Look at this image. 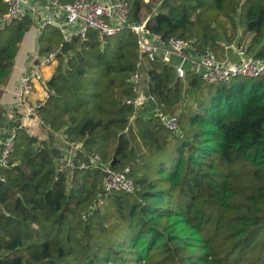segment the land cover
<instances>
[{"label": "trees", "instance_id": "1", "mask_svg": "<svg viewBox=\"0 0 264 264\" xmlns=\"http://www.w3.org/2000/svg\"><path fill=\"white\" fill-rule=\"evenodd\" d=\"M127 1L130 24H146L165 43L186 39L224 60L243 30L253 36L249 56H264V0ZM6 14L0 0V86L35 25L28 9ZM38 43L44 55L60 49L44 122L83 142L85 156L129 167L136 190L105 193L100 168L69 178L55 151L15 124L19 165L0 169L13 186L0 185V264L254 263L245 258L264 230V78L208 84L188 71L180 79L173 64L142 56L155 108L137 115L128 104L141 58L134 31L67 41L49 24ZM156 107L179 120L178 133L162 125Z\"/></svg>", "mask_w": 264, "mask_h": 264}, {"label": "built area", "instance_id": "2", "mask_svg": "<svg viewBox=\"0 0 264 264\" xmlns=\"http://www.w3.org/2000/svg\"><path fill=\"white\" fill-rule=\"evenodd\" d=\"M7 4V14L5 20L20 18L27 9H31L30 0H4ZM45 5L53 8L58 14H62L68 24L74 26L76 35L86 40L89 33L96 32L102 42L124 28L134 31L139 37L141 58L137 63L136 71L131 77L134 84V92L137 97L129 100L128 104L135 109L140 108L147 101L155 102L150 95L146 99L138 97V85L142 79V69L144 67L143 57L150 61L160 59L167 64H173L178 78L184 79L188 71L198 75L205 83L221 84L230 81L235 77L264 78V56H249L246 48L237 50V60H231L228 56L221 60L217 55L208 50L199 54L195 51L193 44L182 38H171L166 43L160 34H151L146 29V24H130V8L127 0H75L72 3H61L59 0H43ZM46 24L42 25L41 31ZM71 40L70 37L67 38ZM231 47H228L229 49ZM60 49L50 52L42 57L38 62L29 67L19 82L18 100L16 109L24 113L29 118L41 121L40 111L45 101L34 102L32 95L35 91L36 82L43 78L44 69L57 62ZM175 57L176 63L172 62ZM155 115L162 125L173 133L180 131L179 120L169 114L161 112L157 107ZM17 143V136L14 129L0 133V169H13L19 165L18 161L12 159V154ZM70 147H75L70 143ZM69 169L77 167L76 160L69 158L66 161ZM82 168H100L104 173L103 190L105 193L123 192L133 193L136 190V183L131 178V169L114 170L110 166L104 165L98 155L89 157V163L82 165ZM59 167V171H63ZM0 181H5L0 178Z\"/></svg>", "mask_w": 264, "mask_h": 264}, {"label": "crops", "instance_id": "3", "mask_svg": "<svg viewBox=\"0 0 264 264\" xmlns=\"http://www.w3.org/2000/svg\"><path fill=\"white\" fill-rule=\"evenodd\" d=\"M30 7L31 9L28 10L34 18L35 25L23 39L15 57L14 68L11 75L6 79L3 85L0 86V133H3L8 129H14V125L18 124L30 135L36 137L41 143L47 145L51 150L55 151L56 155L54 156V161L58 171L59 167L62 166L64 169L59 172L66 173L69 178H72L76 169H85L82 168V165L89 163L90 155H87L88 157L85 156L86 154L83 152V142H71L66 134L52 131L50 126L44 122L42 117L41 121L27 117L24 113L16 109V103L18 100L19 82L21 77L29 67H32L33 64L46 55L40 53L38 39L39 36L46 31L47 26L51 24L58 27L63 33V38L65 40H67L68 37L72 39V37L76 35V32L74 26L67 23L64 15L58 14L56 10L45 5L43 0H30ZM44 24H46V26L41 31V27ZM229 47L231 48L227 49L226 56H228L231 60H237V50L240 48H246L245 45L239 44H234ZM172 62H177L175 57L172 58ZM57 66L58 61L44 69L43 78L39 79L35 84V91L32 95L34 102L42 100L46 102L48 99L49 91L47 83L54 75ZM148 80L146 70L143 69L142 79L138 85V97L146 99L150 96ZM149 106H151L152 109L155 108V105L152 102L147 101L143 106L137 109V115L146 114ZM70 143H74L75 147L71 148ZM82 156H85L86 159L84 160ZM77 157L80 158L77 166L78 168L76 167L73 170L69 169L66 165V161L69 158L76 160ZM70 187L73 186L70 185Z\"/></svg>", "mask_w": 264, "mask_h": 264}, {"label": "rangeland", "instance_id": "4", "mask_svg": "<svg viewBox=\"0 0 264 264\" xmlns=\"http://www.w3.org/2000/svg\"><path fill=\"white\" fill-rule=\"evenodd\" d=\"M240 34H241V37H240L239 43L241 45H245V47H249L251 44L253 36L251 34L249 36V33L244 32L243 30H240ZM151 109H152V107L149 106L148 111L151 112ZM251 170H252V168H251ZM256 240H257V243L255 245L256 251L250 252L249 257L245 258V262L253 261L254 263H252V264H257V263H259V264L263 263L264 264V261H263L264 258L258 259L259 251L262 250L264 247V230L261 231L260 235L258 236V238ZM244 264H247V263H244Z\"/></svg>", "mask_w": 264, "mask_h": 264}, {"label": "water", "instance_id": "5", "mask_svg": "<svg viewBox=\"0 0 264 264\" xmlns=\"http://www.w3.org/2000/svg\"><path fill=\"white\" fill-rule=\"evenodd\" d=\"M118 163V161L117 160H114L113 162H112V166H114V165H116ZM0 185H3V186H9L10 188H12L13 189V186L12 185H10V184H8L7 182H5V181H0Z\"/></svg>", "mask_w": 264, "mask_h": 264}]
</instances>
